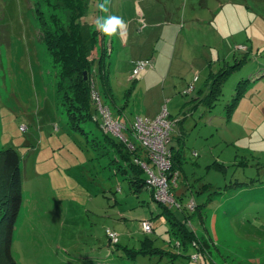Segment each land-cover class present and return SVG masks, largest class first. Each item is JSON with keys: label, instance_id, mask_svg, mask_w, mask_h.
<instances>
[{"label": "rangeland", "instance_id": "rangeland-1", "mask_svg": "<svg viewBox=\"0 0 264 264\" xmlns=\"http://www.w3.org/2000/svg\"><path fill=\"white\" fill-rule=\"evenodd\" d=\"M85 1L79 21L103 104L126 126L157 106L175 120L171 144L183 153L184 173L172 212L200 249L178 248L181 231L171 234L160 204H149L148 192L134 191L109 163L119 153L104 147L97 124H85L81 112L74 118V108L72 119L88 135L71 121L74 81L59 77L40 20L55 31L57 15L68 27L67 0H0V149L18 151L23 176L12 242L18 264H264V0ZM111 16L126 24L130 42L111 36L110 57L96 21ZM102 51L112 98L103 88ZM144 59H155V69L132 79ZM194 78L195 89L218 86L217 96L184 94ZM91 113L102 119L97 106ZM190 199L202 209L185 219ZM147 219L150 233L142 228ZM147 238L167 252L136 254ZM197 251L198 261L190 259Z\"/></svg>", "mask_w": 264, "mask_h": 264}, {"label": "trees", "instance_id": "trees-1", "mask_svg": "<svg viewBox=\"0 0 264 264\" xmlns=\"http://www.w3.org/2000/svg\"><path fill=\"white\" fill-rule=\"evenodd\" d=\"M67 3L70 5L73 13L71 16V23L68 27H66L62 23L61 18L57 15H53L52 17L54 25L57 27V30L55 31L50 30V26L48 25L47 21L40 19L42 24V36L44 42L47 45V48L50 51L52 57L54 58L55 63L60 66L59 77H61V79L63 80L73 79L74 81V84L70 86L74 94L70 95L68 99L71 110L69 108H66L67 113L72 122L77 121V118L75 119V121L72 119L73 114L75 118V113L79 115L81 112L85 114L83 115V120H85V124L92 123L93 121L95 125H98V127L103 133L102 135L104 136V147L108 149L109 146L110 148H112V151L117 150V153H119L118 159H109V163L111 165L115 164L116 168H118L116 169L117 173H120L124 177H127L134 191L138 192L139 190L144 189L146 186L147 174L145 173V170L141 167V165L136 162L137 158H146L143 153V149L141 148V146L136 145V148L134 150H131L128 147L127 142L123 141L119 137L117 140L114 139L112 137L114 136L112 133L105 132L103 130L102 122L96 116V114L94 115V113H91V105H94L91 99L92 69L90 66L92 61L90 62L87 56L88 50L85 45L86 41L83 36V28L81 22L79 21L81 17H83L86 13L87 3L85 0H67ZM107 63L108 58L106 56V52L102 51V54L100 55V66L101 69L103 68V88L105 94L109 98H112L113 95L108 84L109 78L107 76V72L105 71ZM85 71L88 72L87 79H85ZM209 92L210 93H208V95L216 97L217 95L215 94L219 93L218 86L214 89L211 88ZM72 108H74L73 114ZM122 108L124 107H121V109ZM80 116L82 115H79V118ZM76 123L78 124V122ZM78 125L81 126L80 124ZM81 128L83 129L82 126ZM83 130L86 133L85 129ZM126 132L129 138L131 139L130 141L133 140V142H136V140L132 137V132L130 128H128ZM86 134L88 135V133ZM171 151V170L179 171V176L181 178L183 177L182 174L184 173L183 153H181V149L175 150L173 145L171 146ZM109 152L110 151L108 150L106 153ZM242 184L243 183H240L238 185L240 187H243L244 185ZM178 185L179 180L177 182V186ZM174 189L175 187L172 188V190ZM182 196L183 195H181L179 200L182 198ZM151 197L153 198V194ZM22 203L23 176L21 167V157L16 149H0V264H18L12 251V242L14 237L15 226L18 220V216L20 214ZM159 204L161 206L160 213L165 214L172 224L171 234H174V236H176L178 235V231H181V236L179 237L183 239V242L178 246V248L180 247L181 249L183 247V249L186 251L188 250V247L186 245L188 243H191L195 245L197 249H200L197 234L193 233L192 229L186 226V220L185 222L182 220L180 221V218L172 212L173 207L170 208L168 206L162 205L161 203ZM199 206L200 205L197 204L196 210L193 212H196L197 209L201 210L202 208H200ZM186 210H183V213L185 214V219L189 218L193 213H188L189 210H187L188 212ZM176 226L178 231L176 230ZM191 232L194 234L195 237ZM135 250L137 251L136 254L143 255H154L162 252H167L161 248L155 247L154 241L151 238H147L145 241H143L142 247ZM179 254H182V252L179 251ZM131 256L133 257V254H131ZM135 256L137 257L138 255ZM189 258L191 259L192 256H189Z\"/></svg>", "mask_w": 264, "mask_h": 264}, {"label": "built area", "instance_id": "built-area-1", "mask_svg": "<svg viewBox=\"0 0 264 264\" xmlns=\"http://www.w3.org/2000/svg\"><path fill=\"white\" fill-rule=\"evenodd\" d=\"M144 21V18L142 19ZM153 59H144L137 61L131 78L134 80L141 79L146 72L153 68ZM195 90L191 84L184 94L188 95ZM91 99L97 109L101 113L102 128L105 132L117 135L120 139L128 143L131 150L136 145L141 146L145 159L137 158L136 162L141 165L147 174L146 189L153 194L155 202L162 203L172 208L178 204L173 187L177 186L179 180V171H172V130L174 126V118L171 117L166 107L155 117L136 116L131 126H126L121 118H115L112 115L111 108L102 102L100 93L95 88L93 76L91 77ZM130 128L132 137L136 142L130 141L126 130ZM178 207L180 206L177 205ZM197 203L194 199H190L186 208L192 212L195 211ZM151 219V218H150ZM142 221V228L145 233L153 231V222L150 220ZM114 237V233H110ZM192 258L198 261L199 254L196 253Z\"/></svg>", "mask_w": 264, "mask_h": 264}, {"label": "crops", "instance_id": "crops-1", "mask_svg": "<svg viewBox=\"0 0 264 264\" xmlns=\"http://www.w3.org/2000/svg\"><path fill=\"white\" fill-rule=\"evenodd\" d=\"M214 14H216V13H214ZM124 25H125V27L123 28V29H118L117 30V33H116V38L117 39H119V40H121V42H122V45H125V42H127V43H129L130 42V34H129V31H128V34H126V32H125V28H126V24L124 23ZM156 26L157 27H162V23L161 22H159V23H157L156 24ZM231 30L232 29H228V34L231 32ZM107 38L109 39V42L107 43L108 44V54L110 55V57L112 56V54H113V44H114V38L113 39H111L110 37H108L107 36ZM145 48V46H143V49ZM156 54H159L160 52H158L157 51V45H156ZM176 49H177V40L175 41V43H174V52L176 51ZM162 53H164L163 51L160 53L161 54V56H162ZM230 55V54H229ZM161 62L163 63V56H162V58H161ZM153 62H154V66H153V68H151V69H149L147 72H146V74L141 78V79H143L145 76H147L148 74H149V72L151 71V70H153V69H155V59H153ZM108 63H109V60H108ZM200 78V77H199ZM199 78L197 79V81H199ZM194 81H196L195 80V78L193 79V82H190L188 85H191V84H194ZM186 86V85H185ZM184 86V87H185ZM205 86H208V88L209 89H211V86H210V82H205ZM205 86H204V88H200V89H195L192 93H190V94H193V100H196V101H200L201 100V96L203 95V94H205L206 96L208 95V93H210L207 89V87L205 88ZM174 94V93H173ZM161 103H159L158 105H160ZM148 109V108H147ZM161 109H160V107H156V108H154V109H151V110H146L147 111V115L148 116H150V117H155V116H157L161 111H160ZM168 110V109H167ZM125 110H124V108H122L121 109V107H119V114H121V113H123ZM172 117V116H171ZM184 134L182 133L181 134V136H183ZM173 139V138H172ZM173 147H174V149H176V145L175 144H173ZM178 149H180L179 147H178ZM143 190H146L147 192H148V195H149V204H150V202H151V199H153L151 196H152V194H151V192L148 190V189H146V187L144 188V189H141V190H139L138 192H141V191H143ZM144 201V200H143ZM160 209H161V207H160ZM161 212V211H160Z\"/></svg>", "mask_w": 264, "mask_h": 264}, {"label": "clouds", "instance_id": "clouds-1", "mask_svg": "<svg viewBox=\"0 0 264 264\" xmlns=\"http://www.w3.org/2000/svg\"><path fill=\"white\" fill-rule=\"evenodd\" d=\"M98 7L101 11H106L102 3ZM124 27L123 20L118 16H111L106 19L101 17L96 21V28L108 37L114 36L118 29H123Z\"/></svg>", "mask_w": 264, "mask_h": 264}, {"label": "water", "instance_id": "water-1", "mask_svg": "<svg viewBox=\"0 0 264 264\" xmlns=\"http://www.w3.org/2000/svg\"><path fill=\"white\" fill-rule=\"evenodd\" d=\"M84 75H85V79H87V78H88V72L85 71V72H84Z\"/></svg>", "mask_w": 264, "mask_h": 264}]
</instances>
